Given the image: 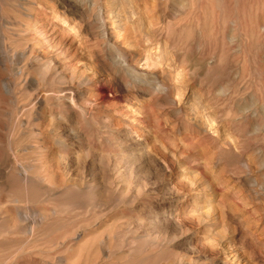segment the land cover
I'll return each mask as SVG.
<instances>
[{
  "label": "rangeland",
  "instance_id": "1",
  "mask_svg": "<svg viewBox=\"0 0 264 264\" xmlns=\"http://www.w3.org/2000/svg\"><path fill=\"white\" fill-rule=\"evenodd\" d=\"M0 233V264H264V0H0Z\"/></svg>",
  "mask_w": 264,
  "mask_h": 264
},
{
  "label": "bare ground",
  "instance_id": "2",
  "mask_svg": "<svg viewBox=\"0 0 264 264\" xmlns=\"http://www.w3.org/2000/svg\"><path fill=\"white\" fill-rule=\"evenodd\" d=\"M112 5H113V3H112ZM113 6H114V5H113ZM120 7H121V6H120ZM130 8H131V7H130ZM133 8H134V7H133ZM133 8H131V12L129 11V13H132V9H133ZM112 10H113V9H112ZM117 10H118V9H117ZM133 10H134V9H133ZM123 11H124V10H123ZM135 11H136V9H135ZM120 12H121V11H120ZM127 12H128V11H127ZM134 13H135V12H134ZM135 14H136V13H135ZM128 16H129V15H128ZM130 16H131V15H130ZM133 16H134V15H133ZM124 18H125V17H124ZM130 18H131V17H130ZM130 18H129V19H130ZM116 19H118V17H117ZM116 19H115V20H116ZM127 19H128V18H126V20H127ZM130 20H131V19H130ZM118 21H119V20H118ZM117 23H120V22H117ZM119 25H120V24H119ZM120 28L122 29V26H120ZM121 29H120V30H121ZM52 31H53V30H52ZM168 47H169V46H168ZM163 48H164V47H163ZM164 51H165V50H164ZM166 55H167V54H166ZM195 98H196V97H195ZM197 104H198V103H197ZM192 107H193V105H192ZM194 108H195V107H194ZM194 110L196 111V109H194ZM197 110H198V109H197ZM195 113H196V112H195ZM197 113H198V111H197ZM203 121H204V120H203ZM204 122H205V121H204ZM212 123H213V122H212ZM210 126H211V125H210ZM24 170H25V169H24ZM20 176H21V175H20ZM27 179H28V178H27ZM25 180H26V179H24V181H25ZM26 181H27V180H26ZM29 181H30V180H29ZM16 201H17V200H16ZM26 201H27V200H26ZM29 202H30V201H29ZM20 217H21V216H20ZM20 223H21V222H20ZM0 234H1V233H0ZM2 234H3V233H2ZM2 234H1V235H2Z\"/></svg>",
  "mask_w": 264,
  "mask_h": 264
}]
</instances>
